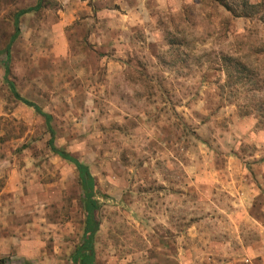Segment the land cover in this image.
<instances>
[{
    "label": "rangeland",
    "instance_id": "374dc122",
    "mask_svg": "<svg viewBox=\"0 0 264 264\" xmlns=\"http://www.w3.org/2000/svg\"><path fill=\"white\" fill-rule=\"evenodd\" d=\"M35 3L0 0V51ZM5 63L0 52V264H79L80 177L10 93ZM7 64L93 176L94 264H223L205 247L264 240V0H44L20 17ZM228 174L259 188L246 220H230L242 208Z\"/></svg>",
    "mask_w": 264,
    "mask_h": 264
},
{
    "label": "trees",
    "instance_id": "16d2710c",
    "mask_svg": "<svg viewBox=\"0 0 264 264\" xmlns=\"http://www.w3.org/2000/svg\"><path fill=\"white\" fill-rule=\"evenodd\" d=\"M43 6H44V0H36V3L34 5L28 6L26 8L18 9L14 12L13 22H12L13 32L11 33L5 47L0 51L5 53L6 55V63L4 66V79L8 85L10 93L16 100L24 103L27 106L33 107V109L37 113L42 115V117L44 118L47 128L51 134V137L48 140V145L51 148V150L62 159L72 163L78 172V175L80 177L81 187L84 194L83 204H84L86 218H85V227H84V240L82 246L76 252L77 254L75 253L76 255H74V259L75 261L78 260L79 264H94V250L92 243L95 232L98 229L99 221L96 219V214H95V211L97 209V200L94 197L95 182L93 176L89 172V169L86 164L79 161L75 156L71 155L69 152L55 146L54 138H53V128L51 125V119H52L51 114L43 111L40 108V106L35 102L22 96L16 89L14 82L8 77L9 66L7 64V61L9 59L11 45L18 38L20 34V17L25 13L31 11H37L41 9ZM229 59L232 60L231 58ZM234 65L237 68L238 62H236Z\"/></svg>",
    "mask_w": 264,
    "mask_h": 264
},
{
    "label": "crops",
    "instance_id": "0c3cea01",
    "mask_svg": "<svg viewBox=\"0 0 264 264\" xmlns=\"http://www.w3.org/2000/svg\"><path fill=\"white\" fill-rule=\"evenodd\" d=\"M257 138H258V141H261L260 138L262 137L257 136ZM0 170H2L1 167H0ZM257 172L261 176L264 175L263 168L259 169ZM228 176L230 175L228 174L227 177ZM228 178H229L228 180H226V178L223 180V185L226 186L230 190L231 193L233 194L236 193L235 198L237 200V205L242 208L240 210V213H238L239 215L231 217L230 220L239 221V220H242L243 217L245 218V216L248 215V211L246 212V210L250 209L249 208L250 206L259 205V202L256 201V200H259V197H257V195L259 194V188H255L251 183L241 182V181L237 182L234 180L233 177L232 178L228 177ZM194 186L196 185L194 184ZM199 192H202V191L199 190ZM1 204H2V200H0V205ZM241 215L243 216L242 219H241ZM246 218L244 220H246ZM251 219L254 221H257L252 216H251ZM260 239H264L263 233L260 234ZM172 243H173V248L176 251V255H180L181 254L180 251L182 250V247L173 241ZM168 245H169L168 243L166 242L164 243V246L167 247ZM185 251L190 254L191 250L188 247L185 249ZM241 252H244L245 254L247 253L246 255L253 256L254 257V261H252L253 264H264V240H257L253 242L251 245H247V246L242 245V248L239 249L238 251L233 250L230 242L223 245V250H219V248H216L213 245L206 246L204 249L205 254H213L212 259L214 262L216 261L215 259L221 257L220 259L223 264H237L236 263L237 261L243 264L242 259L240 257L235 256V254H238ZM258 257H261V259L258 260ZM206 264H214V263H208L206 261Z\"/></svg>",
    "mask_w": 264,
    "mask_h": 264
},
{
    "label": "built area",
    "instance_id": "2783aa9c",
    "mask_svg": "<svg viewBox=\"0 0 264 264\" xmlns=\"http://www.w3.org/2000/svg\"><path fill=\"white\" fill-rule=\"evenodd\" d=\"M244 261V263L243 264H252V262H251V260L249 259V258H245V259H243Z\"/></svg>",
    "mask_w": 264,
    "mask_h": 264
}]
</instances>
